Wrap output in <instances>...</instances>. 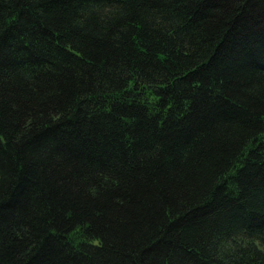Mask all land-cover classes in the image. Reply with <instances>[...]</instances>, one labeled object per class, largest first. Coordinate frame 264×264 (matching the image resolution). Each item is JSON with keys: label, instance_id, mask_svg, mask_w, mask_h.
I'll use <instances>...</instances> for the list:
<instances>
[{"label": "trees", "instance_id": "obj_1", "mask_svg": "<svg viewBox=\"0 0 264 264\" xmlns=\"http://www.w3.org/2000/svg\"><path fill=\"white\" fill-rule=\"evenodd\" d=\"M0 264H264V0H0Z\"/></svg>", "mask_w": 264, "mask_h": 264}]
</instances>
